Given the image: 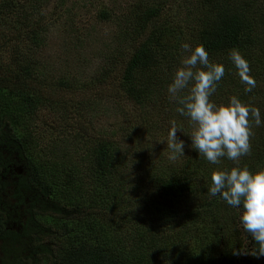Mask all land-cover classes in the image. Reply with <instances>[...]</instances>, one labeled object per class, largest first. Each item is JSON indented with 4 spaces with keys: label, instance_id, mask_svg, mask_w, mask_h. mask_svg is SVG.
<instances>
[{
    "label": "trees",
    "instance_id": "obj_1",
    "mask_svg": "<svg viewBox=\"0 0 264 264\" xmlns=\"http://www.w3.org/2000/svg\"><path fill=\"white\" fill-rule=\"evenodd\" d=\"M49 1L0 0V264L247 261V251L258 252L259 245L238 220L242 206L208 194L222 161L211 164L190 146L194 130L167 88L189 54L181 45H203L210 61L225 67L211 100L221 105L237 96L264 120V87L245 92L244 83L234 84L238 70L229 55L239 50L249 75L262 83L264 55L257 52L264 47L257 42L264 40V0H130L119 9L104 7L99 16L116 14L120 23L102 43L96 67L77 63L74 74L44 63L47 53L40 56L58 20L43 15ZM73 26L65 30H71L69 42L83 47L90 33ZM45 109L64 121L76 115L83 132L62 137L59 122L43 121L48 137L42 144L35 122ZM109 114L120 125L91 122ZM169 115L180 120L185 149L192 148L184 165L151 151L161 153ZM250 143L240 165L264 170V123L252 124ZM85 146L83 158L66 149L78 153ZM222 211L231 217L222 218Z\"/></svg>",
    "mask_w": 264,
    "mask_h": 264
},
{
    "label": "clouds",
    "instance_id": "obj_2",
    "mask_svg": "<svg viewBox=\"0 0 264 264\" xmlns=\"http://www.w3.org/2000/svg\"><path fill=\"white\" fill-rule=\"evenodd\" d=\"M181 48L189 54L182 57L167 91L170 100L178 105L177 112L196 126L190 135V146L211 164H219L222 158L237 162L250 153L252 124L264 123L261 112L237 96L230 97L227 104L213 102L211 97L225 74L224 65L211 62L203 45L192 48L183 43ZM229 55L246 85L245 92H251L255 81L249 75L248 61L237 49L231 50ZM170 123L169 159L175 160L184 155L185 142L176 135L178 130L182 132L177 122ZM208 194L219 196L231 207L242 206L240 222L259 245L254 255L264 256V170L253 172L247 167L216 170L211 175ZM240 254L234 252V255Z\"/></svg>",
    "mask_w": 264,
    "mask_h": 264
},
{
    "label": "rangeland",
    "instance_id": "obj_3",
    "mask_svg": "<svg viewBox=\"0 0 264 264\" xmlns=\"http://www.w3.org/2000/svg\"><path fill=\"white\" fill-rule=\"evenodd\" d=\"M50 1L49 2L51 4L48 5L46 4L43 7V15H45L46 17L53 16L55 19L58 18V20L54 24L55 27H52L49 30V34H47V39L43 44V51L41 52L40 56L42 57L44 54L47 53V57L44 59V63L48 61L47 63L51 64V67L53 68L63 67V69L66 70V72L68 71L69 74L76 73L78 69L77 63H81L82 64L81 67L87 68V70L90 71V69L96 67L99 57H101L102 53L104 52V50L102 49V43L106 41L110 36L114 35L115 28L120 23V20H116L117 19L116 14L114 17H111V19L101 18L99 16L100 9L104 7L106 9L108 8L111 9L113 7L119 9L121 6H124L126 3L130 2V0H95L94 5H88L87 7L83 6V4L89 2L90 0H63V3L59 0H50ZM57 2H59V4ZM122 9L123 8H121V10ZM73 25L76 26V29L79 28V30L81 31L83 29V31H85L84 34H86V32L90 33V34H86L88 38H86L83 47H76L75 42H69L68 33H70L71 30H68L67 32H65V30L70 27L73 28L74 27ZM257 45H258L257 47L259 46L264 47V40L261 42H257ZM2 52L4 54H7L8 48L3 50ZM257 54L264 55V51L260 49L257 52ZM7 58L8 55L4 56L5 60H7ZM234 79H235L234 84L236 85L243 83L238 71H234ZM109 83H110L109 86L111 88L110 91H115L116 86L114 84V81L110 80ZM255 84H256L255 86L261 85L258 89V91H260V89L264 87V79L262 80V83L257 82ZM104 88L107 89V86L105 85ZM47 90L52 91V89H50L49 87H47ZM84 95H86V93ZM87 96L89 95L87 94ZM228 101L229 99L225 100L224 104H227ZM59 114L60 113L50 114L49 111H47L46 109L41 113H37L35 129L37 130L39 128V124L41 125L43 121H47L51 123V125H54V123L59 122L61 125V132L64 131V133L61 135L62 137L74 135L75 132L81 135V133L83 132L82 129H76V126L78 124V123L75 124L76 115H74L70 119V121H64L61 120ZM89 115L92 114L89 113ZM169 116L171 121H173L172 116L171 115ZM90 119L91 122H93L98 127L109 126L110 124H113V127H116L115 123L117 121L116 120L117 118L114 117L113 114H109L107 116H98L96 118H90ZM175 119H177V117ZM176 121L179 122L180 120H176ZM117 124L120 125L119 121H117ZM168 125H171V123H169ZM184 125H187L186 121L184 122ZM188 125H190V128L195 130L196 126L193 122L189 121ZM41 128L42 130H39L38 136L40 137L41 143L46 144L45 141L47 140L46 138L48 137V132L45 131V128L42 125ZM96 129H100V128H96ZM159 131H162V133L164 134L165 128ZM59 134H57V137H61ZM176 135L178 138L180 137L178 133H176ZM167 140H168V136L166 140L161 139V143H160L161 153L159 152V149H155V148H152L151 151L156 155L161 154V157L169 159L170 149L168 148ZM65 145L66 143L62 144L61 148L64 147ZM66 149L68 150L67 152L69 154L73 153L75 154L76 157H82V158L85 157L89 151V148L87 146H85L78 153H75L68 148ZM191 151L192 148L184 149V155L178 156V158L175 160H170L171 163L172 162L175 163L174 161H176L177 162L176 166L184 165V163L186 162L183 157L185 155L186 156L190 155ZM163 153L167 157H165ZM133 160L134 158H132L131 161ZM241 160H242V156L239 158L237 162L232 161V163H227L225 158H223L221 160L222 161L221 166H219L214 171L228 170V169L230 170L233 167H243L240 165ZM138 161L139 160L136 159L135 163H138ZM252 164L253 163L250 164L251 165L250 167L253 166ZM129 167L132 168V165H129ZM250 167L247 168L250 169ZM145 187H148V185L143 184V188ZM222 213L223 214H220L222 218L231 217V213H224L223 211ZM238 220L240 219L238 218ZM228 221L233 222V219L229 218ZM255 253L256 252H254L253 250H248L246 254L247 261L244 260V257L243 258L241 257L242 259L237 264H264V256L254 255Z\"/></svg>",
    "mask_w": 264,
    "mask_h": 264
}]
</instances>
